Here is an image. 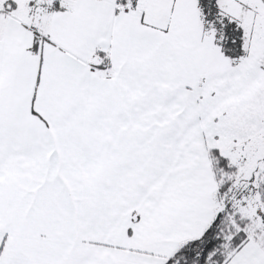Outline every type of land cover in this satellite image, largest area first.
I'll return each mask as SVG.
<instances>
[{
    "label": "snow or ice",
    "instance_id": "1",
    "mask_svg": "<svg viewBox=\"0 0 264 264\" xmlns=\"http://www.w3.org/2000/svg\"><path fill=\"white\" fill-rule=\"evenodd\" d=\"M0 264H264V0H0Z\"/></svg>",
    "mask_w": 264,
    "mask_h": 264
}]
</instances>
